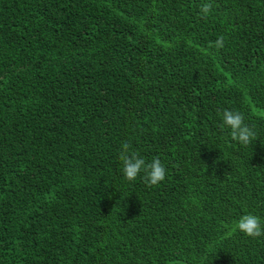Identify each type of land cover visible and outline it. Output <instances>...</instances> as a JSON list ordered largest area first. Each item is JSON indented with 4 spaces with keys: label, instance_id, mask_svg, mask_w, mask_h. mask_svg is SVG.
Masks as SVG:
<instances>
[{
    "label": "trees",
    "instance_id": "1",
    "mask_svg": "<svg viewBox=\"0 0 264 264\" xmlns=\"http://www.w3.org/2000/svg\"><path fill=\"white\" fill-rule=\"evenodd\" d=\"M124 142L164 181L125 180ZM245 214L264 224V0H0V264H264Z\"/></svg>",
    "mask_w": 264,
    "mask_h": 264
},
{
    "label": "clouds",
    "instance_id": "2",
    "mask_svg": "<svg viewBox=\"0 0 264 264\" xmlns=\"http://www.w3.org/2000/svg\"><path fill=\"white\" fill-rule=\"evenodd\" d=\"M210 3L202 4L199 16L206 18L211 11ZM220 49L224 47V37L220 36L213 45ZM221 118V127L228 129L230 139L242 146H249L257 139L256 133L244 122V116L238 111L223 110L218 113ZM131 145L124 142L119 153V160L122 163V173L125 180L131 182L136 180L138 175L143 172V182L148 187L157 186L164 181L166 170L160 159L153 158L150 163H146L136 151H131ZM231 232H239L248 238H258L264 236V224L260 218L252 214L242 215L239 220L231 227Z\"/></svg>",
    "mask_w": 264,
    "mask_h": 264
}]
</instances>
